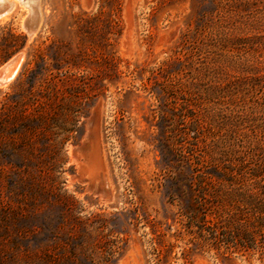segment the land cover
I'll list each match as a JSON object with an SVG mask.
<instances>
[{"label": "rangeland", "instance_id": "374dc122", "mask_svg": "<svg viewBox=\"0 0 264 264\" xmlns=\"http://www.w3.org/2000/svg\"><path fill=\"white\" fill-rule=\"evenodd\" d=\"M39 2L32 38L22 4L0 23V65L23 55L0 87V264H157L154 231L183 264L191 143L264 145V0Z\"/></svg>", "mask_w": 264, "mask_h": 264}, {"label": "trees", "instance_id": "16d2710c", "mask_svg": "<svg viewBox=\"0 0 264 264\" xmlns=\"http://www.w3.org/2000/svg\"><path fill=\"white\" fill-rule=\"evenodd\" d=\"M108 24L117 29L119 19L113 17ZM262 78H253V85L263 87ZM183 98L180 115H198L191 102ZM191 144L194 147L189 152L195 164L178 201L183 228L192 244L183 251V264H190L194 250H207L228 259L235 255L263 257L264 145L208 151L197 146V141ZM153 234V254L157 264H164L173 246L166 244L162 234Z\"/></svg>", "mask_w": 264, "mask_h": 264}, {"label": "water", "instance_id": "95a60500", "mask_svg": "<svg viewBox=\"0 0 264 264\" xmlns=\"http://www.w3.org/2000/svg\"><path fill=\"white\" fill-rule=\"evenodd\" d=\"M13 0H0V17L4 15L6 11L12 8ZM21 3L22 5H26L25 0H15ZM29 10V14L25 16L22 21V27L26 31L28 38H32L40 29L42 21H41V8L39 0H35L34 4L30 5L27 3ZM19 55L17 54L7 61H5L2 65H0V76H4L8 74V70L11 66L19 59ZM23 56V55H22Z\"/></svg>", "mask_w": 264, "mask_h": 264}, {"label": "bare ground", "instance_id": "6f19581e", "mask_svg": "<svg viewBox=\"0 0 264 264\" xmlns=\"http://www.w3.org/2000/svg\"><path fill=\"white\" fill-rule=\"evenodd\" d=\"M26 1V5H24L25 7L28 6V4L32 5L34 4L35 0H25ZM12 8L9 9L8 11H6L4 13V15L2 17H0V23L5 21L6 19L14 16V14H16L17 12V8L18 6L21 5V3L16 2L15 0L12 1ZM23 6V5H22ZM28 11L26 12V15L29 14L30 10L27 7ZM19 59L11 66V68L8 70V74L4 75V76H0V87H4L6 85H8L16 76L17 71L20 69L21 66V62L23 59L22 53H19Z\"/></svg>", "mask_w": 264, "mask_h": 264}]
</instances>
